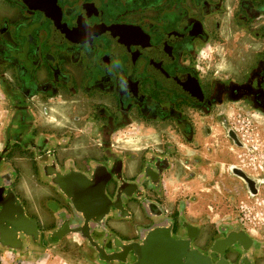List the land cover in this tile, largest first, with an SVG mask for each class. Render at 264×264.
Returning <instances> with one entry per match:
<instances>
[{
  "label": "flooded vegetation",
  "instance_id": "obj_1",
  "mask_svg": "<svg viewBox=\"0 0 264 264\" xmlns=\"http://www.w3.org/2000/svg\"><path fill=\"white\" fill-rule=\"evenodd\" d=\"M0 4L10 9L0 16V245L39 254L58 245L66 228L71 232L77 214L130 223L135 204L148 224L138 264H264V236H254L243 223L193 215L195 206L183 199L167 207L164 180L178 153L172 141L162 137L155 148L122 134L138 120L171 122L185 143L192 142L198 113L209 116L227 103L263 119L264 53L238 79L219 69L205 71L199 56L204 45L220 38L224 16L239 30L264 37V26L253 28L264 15V0H236L232 9L227 0ZM73 96L88 103L98 151L80 167L65 152L73 136L61 116ZM131 166L137 173L129 178ZM23 172L53 192L44 201L51 214L47 230L25 212L17 189ZM237 172L256 189L244 170ZM89 237L85 247L100 263L136 264L132 245L141 241L119 239L107 227ZM124 248L123 259L100 257Z\"/></svg>",
  "mask_w": 264,
  "mask_h": 264
},
{
  "label": "rangeland",
  "instance_id": "obj_2",
  "mask_svg": "<svg viewBox=\"0 0 264 264\" xmlns=\"http://www.w3.org/2000/svg\"><path fill=\"white\" fill-rule=\"evenodd\" d=\"M8 10V7L0 4V16ZM220 38L225 40L226 37L222 34ZM220 38H215L201 48L199 58L205 71L208 67L209 71L218 70L223 58L229 54L225 53L224 46L217 45ZM194 119L195 137L188 143L182 140L180 130L171 122L138 120L122 134L142 137L155 148L160 147L162 137L177 146L173 170L166 178V183L175 186L171 192L174 197L187 200L195 206L193 215L209 216L215 222L238 221L254 236H264V117L261 119L257 112L246 110L239 103H227L212 110L209 116L199 112ZM2 120L0 93V131ZM178 144L184 149L181 150ZM211 152L225 162L228 167L226 173L218 172L209 157ZM236 169L244 170L256 189L245 184ZM21 174L17 189L25 201V212L35 219L39 229L47 230L50 215L45 214L43 220L36 216L35 192L32 188L22 190L25 187L24 178L30 180L29 173ZM38 204L42 208L43 200L38 201ZM43 211L48 212L45 208Z\"/></svg>",
  "mask_w": 264,
  "mask_h": 264
},
{
  "label": "crops",
  "instance_id": "obj_3",
  "mask_svg": "<svg viewBox=\"0 0 264 264\" xmlns=\"http://www.w3.org/2000/svg\"><path fill=\"white\" fill-rule=\"evenodd\" d=\"M234 5L235 0H227V6L230 9H232ZM222 26L223 27L220 31V35L223 34V36H225L226 38L225 40H218V42H216V40L215 42L217 43V45L224 46L225 53L229 52V54H227L223 58V63L219 65V70H222L233 79H238L241 78L245 73L247 74L248 70L254 67L260 57H262L264 53V37L253 36V34L249 33L250 31L248 30H239L232 23L230 17L226 18L224 16ZM261 26H264V15L261 16L259 20L253 23V28L258 29ZM61 109V116L64 115V117H66L64 130L70 131L71 135L73 136L70 146L65 152L66 154L68 153L69 158L78 167H80V163L82 161L98 156L96 142L91 139L90 135V131H93L92 126L94 127L95 124H88V120L90 118L87 117H89L90 115V109L88 107V103L80 100L79 96L71 97L69 106L66 105ZM67 115H70V121L67 120ZM215 134H217V132ZM212 136L215 135H211L210 137ZM179 148L181 150L184 149L181 146ZM59 152H61V154L63 153L62 148L59 149ZM209 157L211 160H213V165L216 166L220 174H224L228 171V167L225 162L219 160L214 152H211ZM132 165H134V163ZM172 170L173 169H171L166 174L164 180L165 187L163 188L166 195L165 202L169 209H171L174 202L181 200L180 198H176L171 194L175 186L173 184L166 183V178L169 176ZM136 173L137 170H135V167L131 166V170L127 173V177L131 178L136 175ZM72 177H74L73 179L80 178L81 180H83L80 175H72ZM29 178L30 180H28V178L26 177L24 178L23 185H25V187L23 186L22 190L24 191L26 188L33 189L36 195L35 197L37 203V210L35 211V214L36 216H38V218H40V220H43V216H45V214H48L49 212L44 213L43 209L45 208V206L43 204L42 209L39 206L40 204H38V201L43 200L44 202L46 200H49L51 197H53V192L47 186L37 185L34 182L32 176L29 175ZM93 182L86 183L91 184ZM98 185L99 191L102 194V187L100 183ZM19 194L20 197L23 198L22 194ZM102 196L104 197L103 194ZM66 200L68 204L72 206L71 200L69 198ZM132 206L133 210L136 213V218L130 223L124 221H116L114 219L105 220L102 218V216L95 222L90 218L84 220V218L80 214H77V220L73 222L70 227L72 228L70 230L72 233L68 232L69 229L66 228L65 235L67 234V236L58 245L49 248L39 254L33 252L27 254L19 253V251L12 250L3 245H0V264H102L97 259L96 254L85 247V239L90 238L89 233H91L92 231L102 228L104 229V227L112 230L119 239H137L138 241L142 242V244L134 243L132 245L136 250V264H138L139 253H141L142 257L145 255V253H143L144 251H142V248L144 247V240L147 236L148 224L147 220L140 216L135 204ZM49 215L51 216L50 213ZM64 227H66V225ZM161 234L162 235L159 238L162 241L163 239L166 240V237L168 236H166L162 232ZM125 251L126 249L124 248V250L120 253H117V255H107L102 252L100 254V257L103 259L112 257L123 259V257H125Z\"/></svg>",
  "mask_w": 264,
  "mask_h": 264
},
{
  "label": "water",
  "instance_id": "obj_4",
  "mask_svg": "<svg viewBox=\"0 0 264 264\" xmlns=\"http://www.w3.org/2000/svg\"><path fill=\"white\" fill-rule=\"evenodd\" d=\"M102 189V188H101ZM103 194V193H102ZM23 219V218H22ZM24 222L26 223V220L24 219Z\"/></svg>",
  "mask_w": 264,
  "mask_h": 264
}]
</instances>
